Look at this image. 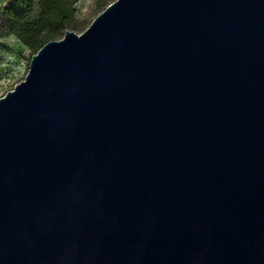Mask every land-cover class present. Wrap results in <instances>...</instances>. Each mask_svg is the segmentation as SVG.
Listing matches in <instances>:
<instances>
[{
	"label": "water",
	"instance_id": "1",
	"mask_svg": "<svg viewBox=\"0 0 264 264\" xmlns=\"http://www.w3.org/2000/svg\"><path fill=\"white\" fill-rule=\"evenodd\" d=\"M0 264H264V0L44 43L0 97Z\"/></svg>",
	"mask_w": 264,
	"mask_h": 264
},
{
	"label": "rangeland",
	"instance_id": "2",
	"mask_svg": "<svg viewBox=\"0 0 264 264\" xmlns=\"http://www.w3.org/2000/svg\"><path fill=\"white\" fill-rule=\"evenodd\" d=\"M113 1L0 0V97L25 79L32 55L44 43L62 38L66 29L82 33ZM48 29L52 31L42 44L31 41Z\"/></svg>",
	"mask_w": 264,
	"mask_h": 264
},
{
	"label": "trees",
	"instance_id": "3",
	"mask_svg": "<svg viewBox=\"0 0 264 264\" xmlns=\"http://www.w3.org/2000/svg\"><path fill=\"white\" fill-rule=\"evenodd\" d=\"M67 1L70 2V0H67ZM11 13H12V12H11ZM12 16H13V15H12ZM12 21H13V17H12V19L8 22V26H9V28H11V27H10L11 23L14 24V22H12ZM21 24H23V26L26 25L27 28L29 27V24L26 23V22H21ZM53 28H54V27H53ZM53 28H52V29H53ZM52 29H48V30L45 31L44 33H41V34L37 35L36 37L32 38L33 40H31V41H38L39 44H42V43L44 42V40H46V39L49 37V33H50V31H52Z\"/></svg>",
	"mask_w": 264,
	"mask_h": 264
}]
</instances>
